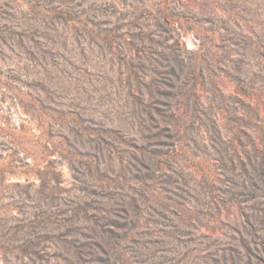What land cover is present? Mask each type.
I'll return each mask as SVG.
<instances>
[{"label": "rangeland", "instance_id": "obj_1", "mask_svg": "<svg viewBox=\"0 0 264 264\" xmlns=\"http://www.w3.org/2000/svg\"><path fill=\"white\" fill-rule=\"evenodd\" d=\"M0 264H264V0H0Z\"/></svg>", "mask_w": 264, "mask_h": 264}]
</instances>
